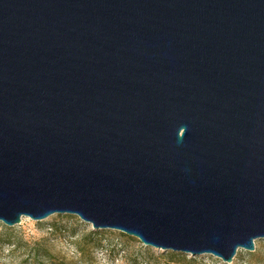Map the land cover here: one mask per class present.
Segmentation results:
<instances>
[{"label": "water", "instance_id": "1", "mask_svg": "<svg viewBox=\"0 0 264 264\" xmlns=\"http://www.w3.org/2000/svg\"><path fill=\"white\" fill-rule=\"evenodd\" d=\"M72 214L230 262L264 238V0H0V221Z\"/></svg>", "mask_w": 264, "mask_h": 264}, {"label": "rangeland", "instance_id": "2", "mask_svg": "<svg viewBox=\"0 0 264 264\" xmlns=\"http://www.w3.org/2000/svg\"><path fill=\"white\" fill-rule=\"evenodd\" d=\"M92 231L99 232L93 235ZM0 236L17 244H0V264H31L36 245L62 264H264V238L254 240L253 250L238 248L232 260L225 262L208 253L148 246L115 229H95L72 214H52L41 220L23 216L11 226L0 221Z\"/></svg>", "mask_w": 264, "mask_h": 264}, {"label": "trees", "instance_id": "3", "mask_svg": "<svg viewBox=\"0 0 264 264\" xmlns=\"http://www.w3.org/2000/svg\"><path fill=\"white\" fill-rule=\"evenodd\" d=\"M6 228V227H5ZM99 231H92L90 232V234H96ZM89 234V233H88ZM124 234V233H123ZM7 241H3V239L0 236V244L7 242V243H12L14 244V246H16L17 244L10 240V239H6ZM33 261L31 262V264H62L60 262V260H58L52 253H50L46 248H44L42 245H36L33 249Z\"/></svg>", "mask_w": 264, "mask_h": 264}]
</instances>
